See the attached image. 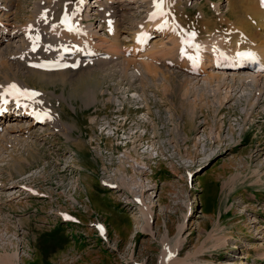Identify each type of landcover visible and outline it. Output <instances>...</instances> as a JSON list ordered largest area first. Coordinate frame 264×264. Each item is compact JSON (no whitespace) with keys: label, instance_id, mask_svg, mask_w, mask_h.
<instances>
[{"label":"rangeland","instance_id":"rangeland-1","mask_svg":"<svg viewBox=\"0 0 264 264\" xmlns=\"http://www.w3.org/2000/svg\"><path fill=\"white\" fill-rule=\"evenodd\" d=\"M3 1L0 11L12 4L13 15L2 10L0 21L13 44L0 57V84L24 82L51 125L5 134L1 124L0 264L13 255L16 264H264V70L218 68L212 57L230 56L226 47L241 33L248 38L229 4L246 18L258 15L246 6L257 0H84L78 10L89 16L72 25L92 38L47 39L56 51L46 58L61 47L102 53L40 76L7 57L22 37L10 38L9 25L32 21L47 0ZM154 3L168 33L149 26L140 47L133 35ZM93 4H108L113 21ZM251 31L264 39L263 29ZM180 38L190 41L183 54L192 61L183 65L201 73L182 69L177 49L168 50L184 45Z\"/></svg>","mask_w":264,"mask_h":264},{"label":"bare ground","instance_id":"bare-ground-1","mask_svg":"<svg viewBox=\"0 0 264 264\" xmlns=\"http://www.w3.org/2000/svg\"><path fill=\"white\" fill-rule=\"evenodd\" d=\"M242 1H245V0H242ZM242 1H240L241 4H242ZM258 1L259 0H257V2ZM4 2H8V1L0 2V4H3ZM68 2H69V0H47V4L49 5V7H43L44 6V3H42V1H41V3L38 2L37 3V10L36 11L39 10V12L36 13V11H35L34 12V15H33V19H32V21H35L36 23H30L32 21H29V22H27L25 24L15 25L16 23H14V26H12V24L9 25V26L13 27V29H15V27H16L15 31H13V30L10 31L9 36L10 35L12 36L10 38L18 37L17 36V31L19 32V34L22 35V37H21V39L17 40L18 42H20V45H19L18 48L21 47V50L20 49L17 50V51L14 50V52L12 54H9L7 57H10V56L13 57L14 55H17L16 57L14 56L15 57L14 59H17V62L19 63V67L22 66V64L27 65V66H30L25 71H29V72L31 71V72L30 73H25L24 75L32 74V75L40 76L41 73H42L41 71L47 72V75L54 74V72L64 73L66 71V69L70 65H73V64H76V63H81V61H80L81 59H84V60H87L88 62H90V58L91 57L98 56L99 54L102 53V50H98L99 48H93V49H89V50L79 49L78 50V53L75 54L74 53L75 50H73V47H69L68 48L69 50H66L67 48H65V47H61L59 49V51H58L57 56L54 59H47L46 58V55L47 54H51V53H54L56 51V48L55 47H52V46L49 47L48 45H46L48 43L46 41L47 39H50L51 40V43H52V42H56V41H64L65 42L66 39H67V37L69 39L70 38H75L74 40H76V39L88 40V39H91L92 38L89 35V33L87 34V33H85L82 30L83 28L78 30L77 29L78 27L76 28L73 25H72V28L71 29L70 28H67L66 29V28H63L62 27L60 29V31L61 32L63 31L64 33H61V32H58L57 31L58 30V27L56 29V26H59V25H57V23H59V24L61 22L64 23L65 20H68L70 22H74V21H72L73 18H75L77 22L82 23V22H85V20L89 16V15L86 16V14H85V17H82V13L79 12L80 7L82 6V3L84 2V0H79L78 1L79 4H78L77 8L75 7L76 5H72V7L68 8L67 7V5H69ZM94 2H97V1H94ZM257 2L255 3V1H254L255 4L252 3V2L251 3H249V2L247 3V5H246L247 6V10L248 9L249 10H253L256 14H258V15L255 16V14L252 13V17L249 14L248 17H246L247 19L245 17H242V15L240 17L239 13H241L242 8H240L241 6L238 7L239 6L238 5L239 4L238 2H237L238 4H236V2L233 1V3H230L229 4V7H230V9L228 10L229 11V16L231 18H235L236 23L239 24L238 26L240 28H244L246 30V33L248 34L247 36L249 38V43H248V38L244 35V33L242 34L240 32L241 34L239 36V42L236 45H233V46L230 45V43H229L230 46L228 45L226 47L227 49H229L231 51V52L228 51L229 54H230V56L228 55L229 57L226 56V55L219 54L218 53L219 52L218 49H217L218 52L216 51L217 53H215V51H214V53H213L214 55L212 57L214 58L213 61L214 60H217V62L215 64H216V66L218 68H223V67H229L230 68L231 67V68L234 69L235 66H236V68H239V67H247V68H255L257 70L258 69H260V70L263 69L264 70V39H262L261 36L258 38V35L255 34V33H253L251 31V25H256L257 28L259 27L261 30L262 29L264 30V7L261 6V1H260V3L259 2L257 3ZM245 3H246V1H245ZM7 4H9V3H6V5ZM9 5H10V7L6 8L5 5H4V7H1V9L4 10V11H7L6 13H8V15L10 16V15H13V14H10L11 13V10H12L11 9V7H12L11 5L12 4H9ZM93 5H95V4H93ZM170 5H172V4H170ZM95 6H97L98 8H100L99 14H96L97 16L103 18L106 21L107 20L108 21L110 20L111 22L113 21V18H114L113 17V13H112L113 12V9L110 6H108V4H107V6L106 5H102V4H98V5H95ZM155 7H156V5L154 3V6L151 7L150 9H148V10H151V11H150L149 15L146 17V20L144 21L145 23L144 24L141 23L142 25L140 27H138V30L136 31L137 33L135 32L136 35H133L132 34L133 36H135V40L132 41V42H135L137 40V42L140 43V45H139L140 47H142L143 46V43H145L147 41V38L149 36V33H148L149 32V29H147V28H149V26H151L154 30L156 29V32L158 31V35L159 34L164 35L165 32L168 33V31H166L167 30L166 29V26L164 25V22H165V19L163 18L164 17V14H165L163 12L164 9H162V11H161L164 14L162 15V13H161L158 17H156L155 11H154ZM2 10L0 11V13L2 12ZM165 10H166V8H165ZM85 11H84V13H85ZM245 11H246V9H245ZM153 17H155V20L152 19ZM55 19L57 20V22H54L53 23V21ZM5 21H6L5 23H7L9 21V18L7 16H6ZM64 24L66 26V23H64ZM148 24H150V25H148ZM4 25L5 24L2 23V21H0V26H1L0 28H2V30H0L2 32V33L0 32V45L3 42L6 43L5 46H2V47L0 46V57L1 58L3 56H5V52H6L7 46L13 44L12 41H11V43H9L11 39L5 38L3 36V35H5V33H8L9 32L6 28H3ZM111 25H112V23H111ZM113 25H114V23H113ZM117 26H118V24L115 25L116 28L115 27H112V28L117 29L118 28ZM136 26H138V25H136ZM144 26H146V27H144ZM142 28H143V30H142ZM49 32H50V36L48 35ZM77 34H81V35H77ZM185 34H186V32H185ZM82 35H83V37H81V38L75 37V36H82ZM39 37H41L44 41L43 42H40L39 41L40 40ZM6 40L8 42H6ZM74 40L72 39V41H74ZM180 42L181 43H184L185 42V39L184 38L183 39L180 38ZM139 43H135V45L136 44H139ZM231 43H232V41H231ZM177 44H178V46L174 44L173 46H171L170 48H168V50L169 51L170 50H173L174 51V49H177L176 53H178V57H177L179 59L178 62L179 63L182 62L181 63L182 65L183 64L185 65L184 62L190 63L192 61V59L190 58V56L188 55L187 56L188 59H187L186 58V55L187 54L185 56L183 54V52H185V51H183L184 50V45H180L179 41H178ZM135 45H133V46H135ZM36 46H38L37 47V50L34 51L33 49ZM191 46H193V45H191ZM135 47L140 48V47H138V45H136ZM44 48H48V50H46ZM190 48H192V47H190ZM190 48H189V51H190ZM202 48L203 49H206L204 47H202ZM22 49H24V50H22ZM164 50H165V48H164ZM243 52L253 53L255 59H244V58L238 57V54L243 53ZM112 53H114V52H112ZM169 53H171V52H169ZM173 53H175V52H173ZM143 54H145V53H143ZM198 54H199V52H198ZM201 54L202 53H200V56L199 57H201ZM72 55H73V57L75 55V59H72V58L70 59V57ZM37 56H38V59H36ZM114 56H116L115 53L111 55V58H114ZM191 57L193 59L195 58V60L192 62L193 64H195V65L202 64L203 61H197L198 59L195 57L194 54ZM184 58L187 59V60H189V61L191 59V61L190 62L184 61L183 60ZM201 58H199V59H201ZM203 58H202V60H203ZM19 59H21L22 61H20ZM166 59H167V57H166ZM84 60H82V61H84ZM100 61H104V60H100ZM1 64L2 63H0V65ZM4 64L5 63H3L2 65H4ZM58 64H64V66L62 68H59V69H56V70L47 69L46 68L49 65H58ZM195 65H189V66H195ZM203 65H204V63H203ZM183 66L181 68L187 70L186 67H188V64L186 65V67L184 66L185 68ZM6 67H7V65H6ZM198 67H199V69H194V70L193 69L191 70V68H189V67L188 68H189V70H191L193 72V74H199V73H201V69H200L201 66L199 65ZM5 68H3V69L5 71H7V73H8V71H10V70H7ZM195 68H196V66H195ZM22 70H23V68H22ZM36 71L41 72V73H38ZM59 71H62V72H59ZM8 74H11V71ZM14 74L17 75L18 73L15 72ZM14 74H12V75L14 76ZM256 76H261V73H260V75L249 74L248 77H246V78H249L250 80L255 81L254 78ZM9 81H12V80H10V79H8L6 77V78H4V80L2 81V83L0 84V129H2V126L4 124H6V127H5V132L6 133L5 134H8V133L11 134V132H21L19 134H25L26 132L28 133V129H26L28 127L30 129L34 125L36 126V124H46L49 121L50 117H51V113H49V111H47V110L44 109V103H43V101L40 98H38L36 95L29 97L28 95H19V94H17L16 92H14L9 87L10 85H15L21 92L33 93V90L30 89V88L27 89L28 86L23 85L24 82H21L22 84H20L16 80H13L16 83L9 82ZM21 85H23V86H21ZM23 87H25V88H23ZM45 114H47V115H45ZM26 118H29V121L28 122H27L28 119H26ZM22 121L25 122V123H23L24 126H21V124H19ZM54 122H52V124ZM1 124H3V125L1 126ZM55 125L57 126L56 123H55ZM56 126H55V128H56ZM9 139H10V137H9ZM18 197H20V196L18 195ZM12 260H14V255L13 256H9L8 259H7L8 262L7 261H5V262L7 264L8 263H10V264H16L15 261H12Z\"/></svg>","mask_w":264,"mask_h":264},{"label":"snow or ice","instance_id":"snow-or-ice-1","mask_svg":"<svg viewBox=\"0 0 264 264\" xmlns=\"http://www.w3.org/2000/svg\"><path fill=\"white\" fill-rule=\"evenodd\" d=\"M261 6L264 7V0H261ZM64 22L67 23V20H65ZM33 50H35V49H33ZM238 55L243 56L244 58H247V59H255L254 54L253 53H250V52L240 53ZM9 87L14 92H16L19 95H28L29 97L34 96V95H38L36 93L21 92L15 85H10ZM45 115H47V114H45Z\"/></svg>","mask_w":264,"mask_h":264}]
</instances>
